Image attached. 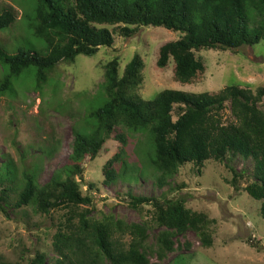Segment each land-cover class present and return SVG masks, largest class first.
I'll list each match as a JSON object with an SVG mask.
<instances>
[{
  "label": "trees",
  "instance_id": "1",
  "mask_svg": "<svg viewBox=\"0 0 264 264\" xmlns=\"http://www.w3.org/2000/svg\"><path fill=\"white\" fill-rule=\"evenodd\" d=\"M31 4L29 28L40 39L41 51L17 47L8 52L0 43V94L13 91V80L34 68L42 89L59 63L70 65L80 55L91 57L100 47L114 44L116 26L125 37L140 27H162L179 33L163 44L156 65L173 62L175 81L192 84L206 70L204 50L236 51L264 42V0H25ZM16 21L15 11L0 12V33ZM144 61L135 53L119 72V60L104 65L102 84L106 100L84 114L83 125L73 128L68 162L53 171L49 181L37 182L35 172L25 171L18 182L11 163L0 172V210L31 207L40 215L58 212L52 236L55 258L39 252L31 264H160L176 250L177 238L193 231L205 247L213 243L207 214L192 210L182 198L135 195L128 205L150 215L142 222H128L111 212L94 214L93 200L81 190L83 162L94 160L114 134L119 150L102 167L105 187L140 180L147 170L157 174L155 184H168L179 169L192 164L198 172L208 161L227 163L231 185L239 189L245 172L228 166L230 158L251 161L244 191L262 201L264 217V111L259 103L264 88L231 83L217 93L164 89L144 100ZM230 110V117L224 111ZM147 135L148 150L141 167L126 160L128 138ZM138 143V141H137ZM140 146V145H137ZM137 150L139 147H137ZM15 196L13 201L11 196ZM156 229L154 242L150 233ZM155 257L156 260H152ZM179 254L170 264H183ZM0 264H14L0 262ZM185 264V263H184Z\"/></svg>",
  "mask_w": 264,
  "mask_h": 264
},
{
  "label": "rangeland",
  "instance_id": "2",
  "mask_svg": "<svg viewBox=\"0 0 264 264\" xmlns=\"http://www.w3.org/2000/svg\"><path fill=\"white\" fill-rule=\"evenodd\" d=\"M4 8L15 11L16 21L0 33V43L8 52L17 47L35 51L44 48L28 27L25 18L32 13L31 4L25 0H0V12ZM114 30V44L100 47L91 56L80 55L75 62L59 63L42 89L38 87L34 68L24 71L13 80V91L0 94V172L2 164L11 163L16 182L25 171L36 173L40 185L47 183L57 168L68 162L73 140V128L83 125L84 114L100 107L106 100L102 84L104 65L118 58L119 72L135 53L144 61L143 83L139 93L149 100L164 89L186 92L217 93L231 83L248 84L253 90L264 88V42L252 47L243 46L236 51L204 50L197 55L206 64L204 75L192 84L175 81L173 62L160 69L156 65L159 48L179 37V33L162 27H140L133 36L121 35ZM2 71L0 70V79ZM264 111V97L259 103ZM224 117H230L229 108ZM138 141V143H137ZM147 135L128 138L126 160L131 167H141L142 157L148 150ZM140 145V146H137ZM137 147L139 149L137 150ZM120 147L114 134L94 160L83 162L81 190L93 200L94 214L111 212L128 222H142L150 215L145 206L142 211L128 205L127 191L135 195L182 198L192 210L203 212L210 219L213 243L202 245L198 236L188 230L177 238L176 250L167 255L160 264L172 263L176 256L184 257L183 264H264V217L262 201L251 198L244 187L252 168L251 161L240 157L230 158L228 166L245 172L239 189L230 181L232 173L227 163L208 161L201 172L192 164L182 166L168 184H155L157 174L147 170L140 180L118 182L105 187L102 183V167ZM138 151L139 156L136 155ZM15 200V196H11ZM0 210V262L31 264L39 252L48 259L55 258L52 251L54 223L58 212L51 215L36 214L33 208ZM156 229L151 231L149 243L154 242ZM152 260H156L152 257Z\"/></svg>",
  "mask_w": 264,
  "mask_h": 264
}]
</instances>
